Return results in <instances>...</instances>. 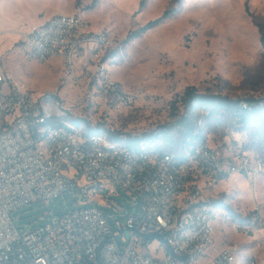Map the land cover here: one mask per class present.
Listing matches in <instances>:
<instances>
[{
  "label": "built area",
  "instance_id": "obj_1",
  "mask_svg": "<svg viewBox=\"0 0 264 264\" xmlns=\"http://www.w3.org/2000/svg\"><path fill=\"white\" fill-rule=\"evenodd\" d=\"M115 44L109 31L91 29L74 14L32 25L17 47L24 60L58 59L73 78L86 74L97 98L121 111L142 93L110 75L104 58ZM84 120L0 69V264H236L237 246L209 252L216 212L206 191L232 174L261 172V160L252 159L243 141L227 155L206 142L194 151L167 153L151 143L157 128L96 131ZM115 187L129 197L134 213L102 195ZM71 190L86 197L77 202L82 206L43 214L37 228L20 232L15 210L48 204ZM233 226L244 236L264 232V217L243 216ZM247 264L257 261L248 257Z\"/></svg>",
  "mask_w": 264,
  "mask_h": 264
},
{
  "label": "rangeland",
  "instance_id": "obj_2",
  "mask_svg": "<svg viewBox=\"0 0 264 264\" xmlns=\"http://www.w3.org/2000/svg\"><path fill=\"white\" fill-rule=\"evenodd\" d=\"M139 2L0 0V69L38 98L49 95L58 99L84 116V122L124 132H147L172 123L176 119L172 101L187 86L232 98L264 96V0H183L176 15L125 42L130 31L172 7L171 0H145L139 11ZM74 14L85 18L91 29L109 31L114 39L115 47L104 60L113 79L127 90L141 91L142 97L132 107L121 111L108 107L97 98L93 79L81 71L73 78L58 59L39 62L20 56L17 46L22 32L54 15ZM204 134L205 142L222 155L229 153L233 143L243 141L252 159L262 163L259 174H232L206 191L216 212L214 244L209 252L233 245L239 249L236 264H247L248 257L264 264V244L236 234L233 226L243 216L260 213L264 217V153L252 145L246 131H236L228 124L210 123ZM102 195L121 205L125 214L136 211L117 187ZM85 199L71 190L48 204L25 205L12 216L25 233L42 223L43 214L78 208L82 205L77 202Z\"/></svg>",
  "mask_w": 264,
  "mask_h": 264
},
{
  "label": "trees",
  "instance_id": "obj_3",
  "mask_svg": "<svg viewBox=\"0 0 264 264\" xmlns=\"http://www.w3.org/2000/svg\"><path fill=\"white\" fill-rule=\"evenodd\" d=\"M144 2L145 0H140L139 11L144 6ZM171 2L172 7L166 9L158 18L130 31L125 42L139 37L176 15L183 0H171ZM172 107L176 119L172 123L158 127L151 138V143L160 152L173 153L182 149L194 151L205 142L204 127L213 123L228 124L236 131H246L252 145H258L264 153V96L232 98L211 91L201 92L195 86H187L172 101ZM201 121L204 122L203 125H200ZM104 129L105 125L102 124L90 128L96 131ZM110 136L121 140L117 132L112 131Z\"/></svg>",
  "mask_w": 264,
  "mask_h": 264
},
{
  "label": "crops",
  "instance_id": "obj_4",
  "mask_svg": "<svg viewBox=\"0 0 264 264\" xmlns=\"http://www.w3.org/2000/svg\"><path fill=\"white\" fill-rule=\"evenodd\" d=\"M249 237L252 238L253 241H258L260 240L261 238H264V232L262 231H257L255 233H253L252 235H250ZM215 238V237H214ZM225 246V245H224ZM223 246V247H224ZM220 250V249H219Z\"/></svg>",
  "mask_w": 264,
  "mask_h": 264
}]
</instances>
